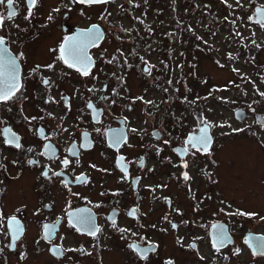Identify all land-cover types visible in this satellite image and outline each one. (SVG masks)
Masks as SVG:
<instances>
[{"label":"flooded vegetation","instance_id":"af4514ba","mask_svg":"<svg viewBox=\"0 0 264 264\" xmlns=\"http://www.w3.org/2000/svg\"><path fill=\"white\" fill-rule=\"evenodd\" d=\"M189 3L180 0L182 14L193 11ZM138 5L0 4V89L10 86L11 58L20 85L0 101V264H264V177H246L242 167V153L252 150L242 137L264 153V112L244 115L255 129L242 128V119L216 129L196 117L183 130L171 110L182 108L187 91L170 72L169 90L159 87L165 98L143 105L130 90L132 55L119 47L148 38L136 28ZM242 19L264 27V0H242ZM61 44L69 64L81 53L90 58L89 75L60 59ZM141 71L156 86L168 68ZM202 124L207 151L187 142Z\"/></svg>","mask_w":264,"mask_h":264},{"label":"rangeland","instance_id":"374dc122","mask_svg":"<svg viewBox=\"0 0 264 264\" xmlns=\"http://www.w3.org/2000/svg\"><path fill=\"white\" fill-rule=\"evenodd\" d=\"M136 1L139 5L133 12L134 21L136 28L143 30L148 25L151 29L148 45L139 36L141 39L131 41L137 46L129 47L130 41L126 44L112 41L111 47L121 43L123 52L128 50L132 55L135 70L128 76L133 83L130 90L143 95V105L148 100L159 105L165 98L159 87L167 85L169 90L166 79L170 72L172 83L181 74L183 89L187 91L182 108L171 110L182 118L183 130L192 126L196 117L213 122L216 129L238 128L239 120L233 116L235 107L242 106L246 113L259 111L257 104L264 98L261 95L264 93V27L242 19V0H222L224 4L210 0L208 5L206 0H193L189 3L193 11L189 14L181 13L180 0L171 5L170 0ZM153 9H159L158 20ZM131 48H134L132 53ZM257 48L260 50L256 51ZM143 64L161 72L166 67L167 74L153 86L141 71ZM246 119L242 120V128H259ZM250 139L242 137V144L252 149L242 153L243 175L261 178L264 177V153L259 149L260 143Z\"/></svg>","mask_w":264,"mask_h":264},{"label":"snow or ice","instance_id":"6c2138e0","mask_svg":"<svg viewBox=\"0 0 264 264\" xmlns=\"http://www.w3.org/2000/svg\"><path fill=\"white\" fill-rule=\"evenodd\" d=\"M5 2V0H0V4H3ZM13 0H7V3L9 5V8H11ZM81 3H105L107 2V0H80ZM31 5H35L36 0H30ZM15 15L14 12H9V18H11V16ZM0 19H3L2 17H0ZM251 19V17H250ZM97 26H93V28H96ZM102 38V34L100 33H90L89 34V40L95 44V42L99 39ZM0 44H3V38H0ZM65 45L61 44L60 48H61V55H60V59H62L66 64H69V59L67 58L66 54H65ZM75 63L74 64H69L70 67L75 66V64H80L82 67H78L77 71H82V74L87 76L89 75V71H88V67H89V63H90V58L83 55L82 53L80 55H77L74 57ZM8 64V68L10 71V77H11V82H10V86L8 87L7 90L4 89H0V101H7L9 99H11V97L15 94L16 90L20 87L18 79H17V68H16V61L14 58H11L8 60L7 62ZM3 65H0V68H2ZM39 67V66H38ZM49 67H51L49 65ZM2 74V73H0ZM45 84L49 83L48 81H44ZM261 95H264V93H262ZM89 107H91V104H89ZM202 131L206 132V129H203ZM18 138L16 137H12V139H10L8 142L12 143L14 141H16ZM17 147H19V144H16ZM195 146V145H193ZM203 150L207 151V144L204 143L203 144ZM65 164L68 163L67 160L64 161ZM46 175V173H45ZM79 179V178H78ZM185 179H187V175L185 174ZM15 222V217L10 218L9 223L10 225ZM45 229L49 230V226L45 225ZM21 231V228L19 227V225L17 224L16 227V233L17 236L16 238H18V234ZM91 235H95V232H91ZM46 236H47V231H46ZM219 239L221 241V244H223V242L226 240V237L224 236L223 233L219 234ZM255 254V253H254Z\"/></svg>","mask_w":264,"mask_h":264},{"label":"water","instance_id":"95a60500","mask_svg":"<svg viewBox=\"0 0 264 264\" xmlns=\"http://www.w3.org/2000/svg\"><path fill=\"white\" fill-rule=\"evenodd\" d=\"M89 45V44H88ZM88 47V46H86ZM145 65H148V64H145ZM234 114H235V117L237 119H244V115H246V111L244 109H241V108H237L235 109L234 111ZM261 113H257L256 114V119L257 121H261ZM208 125L207 124H202L200 127H199V132L197 134H189L188 136V139H187V142L188 143H192V144H203V138L206 136V135H209L208 133ZM203 129H206L207 131L204 132L202 131Z\"/></svg>","mask_w":264,"mask_h":264},{"label":"trees","instance_id":"16d2710c","mask_svg":"<svg viewBox=\"0 0 264 264\" xmlns=\"http://www.w3.org/2000/svg\"><path fill=\"white\" fill-rule=\"evenodd\" d=\"M153 11V13L157 16H155L156 17V19L158 20V17H159V9H153L152 10ZM142 21H143V19H142ZM143 26V25H142ZM143 32L145 33V35H147V37L148 38H146V39H144L145 41H144V44L145 45H148V43H149V40H147V39H149V37L151 36V34H149L150 33V31H151V29L149 30V26L147 25V26H145V28H144V26H143ZM134 49V48H133ZM158 51H160V50H158ZM162 52V51H161ZM258 101V100H257ZM257 106H258V110L259 111H262L263 110V112H264V98H262V100H260L259 102H258V104H257Z\"/></svg>","mask_w":264,"mask_h":264}]
</instances>
